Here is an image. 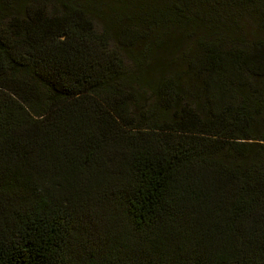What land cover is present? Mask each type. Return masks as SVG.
Listing matches in <instances>:
<instances>
[{
  "label": "trees",
  "instance_id": "1",
  "mask_svg": "<svg viewBox=\"0 0 264 264\" xmlns=\"http://www.w3.org/2000/svg\"><path fill=\"white\" fill-rule=\"evenodd\" d=\"M0 264H264V0H0Z\"/></svg>",
  "mask_w": 264,
  "mask_h": 264
}]
</instances>
